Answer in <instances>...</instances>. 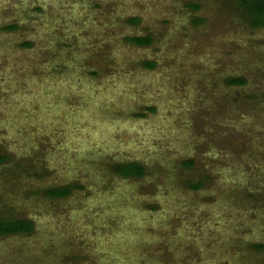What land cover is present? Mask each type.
Segmentation results:
<instances>
[{
  "label": "rangeland",
  "instance_id": "rangeland-1",
  "mask_svg": "<svg viewBox=\"0 0 264 264\" xmlns=\"http://www.w3.org/2000/svg\"><path fill=\"white\" fill-rule=\"evenodd\" d=\"M0 157V216L35 224L0 264H264V26L236 0H0Z\"/></svg>",
  "mask_w": 264,
  "mask_h": 264
},
{
  "label": "trees",
  "instance_id": "trees-1",
  "mask_svg": "<svg viewBox=\"0 0 264 264\" xmlns=\"http://www.w3.org/2000/svg\"><path fill=\"white\" fill-rule=\"evenodd\" d=\"M238 5L243 8L247 15L251 18L252 25L254 27L264 26V0H236ZM134 22V20H132ZM129 42L138 46H147L152 42L151 37H129ZM146 67L154 68L153 62H147ZM246 83V80L241 77L231 78L228 81L229 85L242 86ZM152 110V109H151ZM5 158L0 157V161ZM190 165L191 162H188ZM114 171L125 178H143L146 174L145 167L139 162H126L119 163L114 166ZM201 184H193L192 188L199 189ZM47 195L52 198L63 199L72 194V187L68 185L54 187L48 190ZM35 231L34 221L31 219H10L0 216V236H13L32 234ZM257 249L262 250L263 245L255 246Z\"/></svg>",
  "mask_w": 264,
  "mask_h": 264
}]
</instances>
